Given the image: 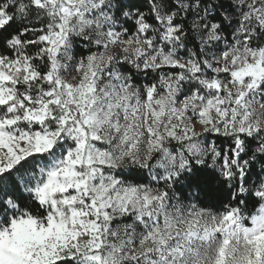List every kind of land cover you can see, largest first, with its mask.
<instances>
[{
    "label": "snow or ice",
    "instance_id": "1",
    "mask_svg": "<svg viewBox=\"0 0 264 264\" xmlns=\"http://www.w3.org/2000/svg\"><path fill=\"white\" fill-rule=\"evenodd\" d=\"M0 264H264V0H0Z\"/></svg>",
    "mask_w": 264,
    "mask_h": 264
}]
</instances>
